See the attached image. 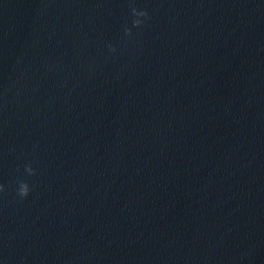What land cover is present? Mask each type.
I'll return each mask as SVG.
<instances>
[{"label":"water","instance_id":"1","mask_svg":"<svg viewBox=\"0 0 264 264\" xmlns=\"http://www.w3.org/2000/svg\"><path fill=\"white\" fill-rule=\"evenodd\" d=\"M131 4L0 0V264H264V0Z\"/></svg>","mask_w":264,"mask_h":264},{"label":"clouds","instance_id":"2","mask_svg":"<svg viewBox=\"0 0 264 264\" xmlns=\"http://www.w3.org/2000/svg\"><path fill=\"white\" fill-rule=\"evenodd\" d=\"M130 4H131V0H130ZM131 15L133 17V19L131 20V25L132 27H136V28H139L146 22V20L150 19L147 9L137 8L136 6H134V4H131ZM123 33L125 36L130 37L132 35V29L127 25H124ZM107 47L109 48L110 51L115 52V47L113 45L108 44ZM35 171L36 170L32 167L31 162H28L24 165V172L27 174V176L35 175ZM6 191H7L6 186L3 183H0V196H3L6 193ZM30 191L31 189L26 179H18L16 181L15 192L20 199H24L25 197H27Z\"/></svg>","mask_w":264,"mask_h":264}]
</instances>
